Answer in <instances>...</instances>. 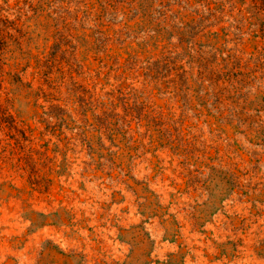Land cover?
Returning a JSON list of instances; mask_svg holds the SVG:
<instances>
[{
  "label": "rangeland",
  "instance_id": "374dc122",
  "mask_svg": "<svg viewBox=\"0 0 264 264\" xmlns=\"http://www.w3.org/2000/svg\"><path fill=\"white\" fill-rule=\"evenodd\" d=\"M0 264H264V0H0Z\"/></svg>",
  "mask_w": 264,
  "mask_h": 264
}]
</instances>
